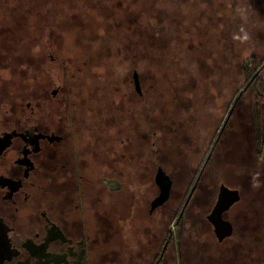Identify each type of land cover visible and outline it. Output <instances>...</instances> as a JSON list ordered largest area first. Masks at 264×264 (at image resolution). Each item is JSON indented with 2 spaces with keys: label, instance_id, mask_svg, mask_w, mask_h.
I'll return each mask as SVG.
<instances>
[{
  "label": "flooded vegetation",
  "instance_id": "flooded-vegetation-1",
  "mask_svg": "<svg viewBox=\"0 0 264 264\" xmlns=\"http://www.w3.org/2000/svg\"><path fill=\"white\" fill-rule=\"evenodd\" d=\"M13 1L9 8L7 0H0V264H194L198 259L205 264H264V232L251 227L264 217L251 209L248 196L244 200L241 183L225 179L216 168L231 160L226 140H240L234 115L254 78L234 99L224 92L228 98L219 114L213 101L201 110L195 102L196 113L186 122L176 115V105L171 117L164 113L166 89L151 99L155 84L141 76L135 61L117 68L108 82L76 85L65 77L55 83L40 54L31 57L32 69L24 71L23 39L11 19L19 0ZM139 1L142 14L132 12L124 23L113 20V27L147 26L152 23L149 11L164 7ZM188 1L191 8L179 7L185 19L217 17L210 0ZM221 1L219 7L225 5ZM78 2L70 11H76ZM199 6H204L201 12ZM109 22L100 25L108 28ZM195 26L191 22L192 30ZM52 30L48 22L32 41L62 43L52 38ZM107 32L109 39L94 36L87 43L95 55L88 50L79 57L113 55L102 49L118 35ZM159 46L166 50L164 37ZM164 50L115 54L149 58L165 55ZM251 123L253 161L260 173L264 150L256 146L254 116ZM215 125L219 130L204 144L200 132ZM250 182L263 188L258 175ZM222 187L238 192L239 200L222 215L231 227L220 240L212 215ZM247 211L252 215L245 221ZM120 220H126V227Z\"/></svg>",
  "mask_w": 264,
  "mask_h": 264
},
{
  "label": "rangeland",
  "instance_id": "rangeland-1",
  "mask_svg": "<svg viewBox=\"0 0 264 264\" xmlns=\"http://www.w3.org/2000/svg\"><path fill=\"white\" fill-rule=\"evenodd\" d=\"M76 1H79L76 11H70L71 4ZM153 1L164 7L149 11L151 15L149 22H152L149 25L113 27L115 26L113 20L122 18L123 20L119 19V22L124 23L132 12L142 14L143 11H138L139 8H137L141 7L142 1L94 0L92 2L97 7L104 8H91L85 4L84 0H19L18 8L13 10L11 19L17 23L16 35L23 39L24 71L32 69L31 57L40 54L38 56L42 57L44 67L49 68L55 83H62L67 77L70 84L80 85L84 82L100 84L108 82L110 79L107 78L115 73L117 68L132 66L131 61H135L134 65L139 68L141 76H149L150 82L155 84L152 88L151 99H157L159 94L162 95L161 92L166 89L164 91L165 100L161 102L162 107L168 109L164 110V113L171 117L174 113L172 108L176 105L179 110L176 115H181L182 122L191 120V116L196 113L195 102L201 110V106L207 108L208 103L213 101L215 114H219L223 106L222 100L227 97L224 92L229 93L228 97L234 99L243 85L253 81L254 78V86L246 92L234 115V119L237 117V120L232 127L240 131V137H238L240 140L235 141L230 135L231 137L226 141L230 146L231 160L224 165L216 164V168L225 179H234L241 183L244 200L245 196H248L247 201L250 199L251 209L258 210L264 217V168L260 173L255 168L254 142L250 133L253 130L251 121L256 109L260 110L264 120V67L261 68L263 64L261 62L264 61V0H262L263 6H260L257 0H244L242 4L238 1L236 3V0H230V2L225 0V5L222 7L218 5L222 2L221 0H210L211 9H218L214 12H218L217 17L210 20L209 18L193 20L189 17L185 19L179 7L191 8L193 5L191 1L151 0L150 2ZM14 2L16 1L7 0L8 7L10 8L11 3ZM131 6H134V9ZM199 7L201 12L204 6ZM199 9L196 13H199ZM134 19H137V16H134ZM106 20L110 21L108 23L110 34L117 33L118 38L108 43L102 50L113 51V55L106 53L98 58L79 57L89 53L87 43L94 36L102 39L110 38L107 25L106 27L100 25V23L107 22ZM48 22L50 27L53 26L52 38L65 45L32 41L35 35L42 32V27L48 26ZM191 22L196 24L193 30ZM48 31L49 29L46 28V33ZM162 37L165 39L166 50L159 46V40ZM12 48L15 49V47ZM117 50H123L124 53L147 50L154 53L164 50L166 54L161 57L152 54L149 58H142V53V56L133 53V58H127L122 54L116 55ZM90 51L91 55H95L96 50ZM201 54H205V57ZM51 55L54 60L50 59ZM259 62L261 65H258ZM245 65L248 68L246 75ZM23 85L25 86V81ZM74 88L70 86V89ZM171 97L172 100L175 99V102L170 99ZM222 115L226 117L227 113H222ZM219 128L220 126L216 128L215 125L214 129H203L200 132L201 141L205 144L206 141L203 139L211 136L213 132L216 133ZM203 148H207V144ZM262 162L264 163V159ZM257 175L263 188L258 187L257 189V187L250 186V180L255 179ZM255 192L258 194L256 200L254 199ZM248 208H250L249 204L246 210ZM194 209L199 210V208ZM251 215L252 212L247 211L242 218L246 221ZM253 216H255L254 213ZM125 222L126 220H120V224L126 227ZM252 226L264 232V219L261 218L259 223H253ZM134 232L138 234L139 230L136 229ZM124 237L128 240L131 236L126 232ZM133 246H136V242ZM129 254V251L125 252V256ZM194 264L205 263L204 260L198 259Z\"/></svg>",
  "mask_w": 264,
  "mask_h": 264
},
{
  "label": "water",
  "instance_id": "water-1",
  "mask_svg": "<svg viewBox=\"0 0 264 264\" xmlns=\"http://www.w3.org/2000/svg\"><path fill=\"white\" fill-rule=\"evenodd\" d=\"M166 197H167V194L166 195L164 194L163 200H165ZM238 200H239L238 192L236 191L231 192L225 187L221 188L220 197H219L217 206L215 208V211L212 215V217L216 219V221L214 222V226L216 228V235L219 237L220 240L223 237V233L221 234V232L225 230V228L229 229L231 227L230 224H227L226 222H224V220L222 219V215L226 210H228Z\"/></svg>",
  "mask_w": 264,
  "mask_h": 264
},
{
  "label": "trees",
  "instance_id": "trees-1",
  "mask_svg": "<svg viewBox=\"0 0 264 264\" xmlns=\"http://www.w3.org/2000/svg\"><path fill=\"white\" fill-rule=\"evenodd\" d=\"M261 63H263L261 66V68H263L264 61ZM261 63L259 62L258 65H261ZM244 71L246 75L247 74L246 72L248 71V68L246 67V65L244 66ZM263 91H264V87H263ZM254 121H255V127H256V146L258 147V149L260 148L261 150H264V120L262 119L260 110L258 109H256L254 112Z\"/></svg>",
  "mask_w": 264,
  "mask_h": 264
}]
</instances>
